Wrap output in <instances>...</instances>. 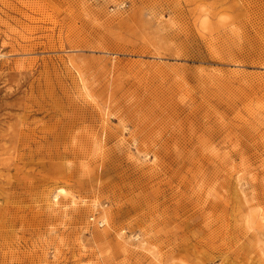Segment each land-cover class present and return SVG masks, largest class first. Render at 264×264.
Returning a JSON list of instances; mask_svg holds the SVG:
<instances>
[{
    "label": "rangeland",
    "instance_id": "obj_1",
    "mask_svg": "<svg viewBox=\"0 0 264 264\" xmlns=\"http://www.w3.org/2000/svg\"><path fill=\"white\" fill-rule=\"evenodd\" d=\"M263 244L264 0H0V264Z\"/></svg>",
    "mask_w": 264,
    "mask_h": 264
},
{
    "label": "bare ground",
    "instance_id": "obj_2",
    "mask_svg": "<svg viewBox=\"0 0 264 264\" xmlns=\"http://www.w3.org/2000/svg\"><path fill=\"white\" fill-rule=\"evenodd\" d=\"M202 16H208L207 14H203ZM212 16H216V15H214V14H212ZM203 24H206V21H203ZM206 28H207V25H204ZM209 29V28H208ZM83 89L84 90H86V88L83 86ZM83 89H81V90H79V92L81 93L82 92V90ZM64 197V198H66L67 199V196H68V193H67V191L65 190V189H63V188H59V189H57V195L55 196V199H56V201L58 200V198L59 197ZM71 202H74V201H71ZM102 219L101 220H103V221H100L99 222V225H100V227H103V225H105L106 223L105 222H107L108 221V219H107V215L105 214V215H102V217H101ZM250 221L249 220H247L246 221V223L248 224ZM262 251L264 252V244H263V247H262Z\"/></svg>",
    "mask_w": 264,
    "mask_h": 264
}]
</instances>
